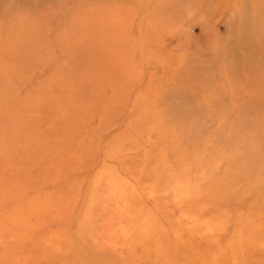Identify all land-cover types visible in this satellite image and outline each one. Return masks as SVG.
I'll return each instance as SVG.
<instances>
[{
  "label": "rangeland",
  "instance_id": "obj_1",
  "mask_svg": "<svg viewBox=\"0 0 264 264\" xmlns=\"http://www.w3.org/2000/svg\"><path fill=\"white\" fill-rule=\"evenodd\" d=\"M262 19L0 0V264H264Z\"/></svg>",
  "mask_w": 264,
  "mask_h": 264
},
{
  "label": "bare ground",
  "instance_id": "obj_2",
  "mask_svg": "<svg viewBox=\"0 0 264 264\" xmlns=\"http://www.w3.org/2000/svg\"><path fill=\"white\" fill-rule=\"evenodd\" d=\"M245 1V0H244ZM255 1V0H254ZM262 2V1H261ZM261 2H260V4H261ZM259 3V2H258ZM247 6V5H246ZM258 7V6H257ZM262 7V6H261ZM258 9H260V8H257V10ZM262 10V9H261ZM251 11V10H250ZM262 20H264V19H262ZM246 22H247V20H246ZM264 24V23H263Z\"/></svg>",
  "mask_w": 264,
  "mask_h": 264
}]
</instances>
